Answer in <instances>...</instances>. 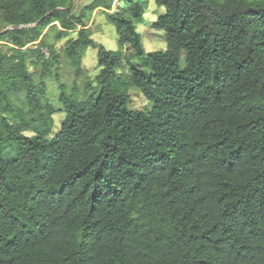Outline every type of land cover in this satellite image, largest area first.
<instances>
[{"label": "trees", "instance_id": "1", "mask_svg": "<svg viewBox=\"0 0 264 264\" xmlns=\"http://www.w3.org/2000/svg\"><path fill=\"white\" fill-rule=\"evenodd\" d=\"M71 2L0 0V264H264V0H154L166 49L148 53L146 2ZM52 31L76 76L88 48L101 68L83 102L56 82L53 135Z\"/></svg>", "mask_w": 264, "mask_h": 264}, {"label": "rangeland", "instance_id": "2", "mask_svg": "<svg viewBox=\"0 0 264 264\" xmlns=\"http://www.w3.org/2000/svg\"><path fill=\"white\" fill-rule=\"evenodd\" d=\"M93 0H72L71 8L72 14L78 15L84 7L91 4ZM146 2V6L142 17L134 22L135 30L140 36L141 45L143 50L148 52L162 51L166 49L165 33L161 30L153 28V24L157 21L159 17L164 14V9L158 7L154 0H140ZM115 5V4H114ZM86 27L89 28L91 39L96 43L102 45L106 50L119 51L122 54V66L125 73H129L127 67L125 56L129 51V47L124 45L119 48L118 40L119 37L116 33L115 28L106 19V15L98 10L91 13L88 20H86ZM3 25L0 23V31ZM49 39L54 43L55 49L59 56V63L57 66L58 80L55 81V75L53 77H47L45 79L47 87V98L52 105L54 110L51 116L53 120V129L51 134H55L62 122L65 120L66 114L64 112V107L59 101V90L56 82L63 84L67 89V94L73 93L76 96L77 101L83 102L90 95L91 91H86L84 85L87 82L94 81V78L100 73L101 68L97 63V50L88 48L81 62L80 75L76 76L75 69L72 68L66 59L63 48L68 38L66 39H56L57 32H51L48 36ZM70 37H75V33H71ZM69 37V38H70ZM8 44V43H6ZM47 54V53H46ZM185 54H181V59H184ZM132 63H138V59L131 60ZM35 77L39 76L38 70L29 69ZM55 70V68H54ZM73 85L75 89L73 88ZM94 88L95 83H92ZM130 102L129 107L135 110H142L148 107L145 98L136 90H130ZM27 135H31L26 133Z\"/></svg>", "mask_w": 264, "mask_h": 264}]
</instances>
